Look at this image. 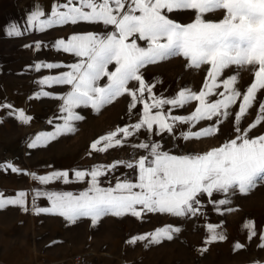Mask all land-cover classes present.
Returning a JSON list of instances; mask_svg holds the SVG:
<instances>
[{"label":"snow or ice","instance_id":"snow-or-ice-1","mask_svg":"<svg viewBox=\"0 0 264 264\" xmlns=\"http://www.w3.org/2000/svg\"><path fill=\"white\" fill-rule=\"evenodd\" d=\"M178 11L194 12L193 20L181 24L169 18L168 14ZM215 13H222V18H205ZM44 15L39 9L33 12L28 17V26L44 31L55 26L86 22L102 23L112 30L104 34H74L55 42L58 50L78 58V62L67 66L69 71L45 77L39 82L49 86H70L66 95L56 97L63 101L60 108L64 113L61 117L63 123L56 125L52 132L37 135L29 147L47 144L59 136L75 132L74 122L83 119L76 109L91 107L99 112L123 95L131 97L129 112L137 104H142L139 122L118 127L98 138L90 146L92 151L104 153L120 147L142 128L154 135H162L174 133L177 124L195 125L207 120L219 125L221 117L229 116L231 106L238 99L240 103L234 121L239 124L257 94L264 90V0H64L53 5L47 19H41ZM21 34L16 26L9 29V35ZM138 41L145 42L146 47L140 46ZM39 46L37 44V48ZM176 56L183 57L190 68L209 66L203 88L198 93L182 89L171 99L157 97L153 93L154 85L145 82L141 69ZM110 65L115 66L114 70H109ZM61 66L37 64L36 68ZM232 66L252 69L254 79L243 93L235 87L237 75L221 79L223 72ZM104 78L107 82L101 84ZM130 82H136L138 87L130 88ZM220 88L223 91H217ZM41 94L49 95L47 92ZM214 95L220 98L209 101L208 97ZM191 101L198 103L190 115L170 114L171 108L184 107ZM165 105L170 106L167 112L164 111ZM259 112L247 129L236 127L234 138L203 154H170L163 151L158 142L135 145L148 153L135 163L124 165L137 171L135 181L117 179L114 186H101V178L114 171L123 163L121 161L90 170H76V181L86 182L87 189L79 194L37 192L36 196L48 198L51 207L36 211L62 216L70 223L90 218L93 224L106 215L130 214L140 218L145 213H158L187 217L200 212L201 196L211 198L214 193L228 194L234 190L247 194L264 182V134L249 137L251 129L264 121V102L259 104ZM17 118L23 123L30 120L23 111L18 112ZM218 131V126L210 125L199 131L183 132L181 136L184 140L210 138ZM7 167L13 172L19 171L10 164ZM33 179L41 184L53 180L71 182L68 171L39 177L33 175ZM25 197L23 191L14 198H5L0 193V208L7 205L23 207ZM210 202L217 203L211 199ZM227 203V199L218 201L219 205ZM244 227L248 229L249 240L257 235L252 222H247ZM207 229L208 243L225 239L216 226L208 224ZM178 231L170 226L159 228L147 235L133 237L128 243L142 240L159 243L163 239L171 240L172 234ZM259 239V246L264 248V233ZM234 247L240 249L243 245L237 243Z\"/></svg>","mask_w":264,"mask_h":264},{"label":"rangeland","instance_id":"rangeland-1","mask_svg":"<svg viewBox=\"0 0 264 264\" xmlns=\"http://www.w3.org/2000/svg\"><path fill=\"white\" fill-rule=\"evenodd\" d=\"M63 2L64 0H0V163L5 166L4 185L3 187L0 185V189H3L5 198H14L21 191L26 193L23 207L7 205L0 208L2 229L0 232V247H2L0 248V259L2 257V260L0 261L2 264H66L64 252H61L59 245L68 243L69 249L74 247L68 257L77 253L85 254L94 261L104 264H123L132 262V260L139 262L141 260L143 264H157L161 260L159 257L163 252L161 249H148L146 241L143 240L130 244L129 240L140 235L124 232V230H130V226L141 225V221L146 219L140 220L130 214L119 217L106 215L98 221L99 226L93 225L90 218H81L75 223H70L59 215L37 213L36 209L50 208L51 203L46 196H36V193L72 192L79 194L86 190L88 185L76 181L74 176L76 170H90L95 164L106 166L109 160L110 163L117 161L125 164L135 163L139 158L148 154L146 150L134 147L141 142L149 144L158 142L163 151L174 155L203 154L212 148L220 147L237 135L236 127L241 130L247 129L255 122L260 114L259 104L264 102V90L257 94L252 107L241 118L239 124L234 121V115L238 111L240 99L231 106L227 118L221 117L222 122L219 125H214V121L207 120L195 125L177 124L174 133L162 135H154L153 132L142 128L120 147L111 148L104 153L92 151L90 146L98 139L92 135L108 134L114 130L116 124H120V119H123L125 114L131 116L132 125L139 122L143 109L142 104H137L136 108L129 112L131 97L123 95L99 112L91 107L82 106L76 109L83 119L74 122L75 132L59 136L47 144L34 148L29 147L37 135L52 132L56 125L63 123L61 117L64 113L60 111L63 101L56 97L66 95L70 91V86L62 84L49 86L39 82L45 77L58 76L69 71L67 66L78 62L74 54L58 50L55 42L58 39L66 40L71 35L79 34L81 24L79 22L38 31L28 26V17L39 9L45 13L41 19H47L51 15L53 5ZM168 15L176 22L187 24L193 20L195 14L192 11H178ZM205 18L218 20L222 18V13L208 14ZM91 24L93 25L82 27L88 32L80 31V34L91 31L104 34L112 30L110 27L105 28L102 23ZM12 26H16L22 34L9 35V29ZM138 43L146 47L145 42L138 41ZM37 44L40 45L39 48ZM37 64L62 66L51 69L41 67L37 70ZM114 67L110 65L109 70H114ZM208 67L204 65L200 69L190 68L183 57L176 56L147 65L141 69V73L147 84L154 85L153 93L157 97L171 99L182 89L198 93L203 88ZM234 74L238 77L235 87L243 93L254 79L252 69L232 66L223 72L221 79ZM106 82L104 78L101 84ZM129 87L136 88L138 84L130 82ZM217 91H223V88ZM44 92L49 95H42L41 93ZM145 97L147 98V93ZM219 98L215 95L208 97L209 101ZM197 103L191 101L184 107L171 108L170 114L188 116L195 110ZM8 105L11 107H7ZM169 108L170 106L165 105L164 111L167 112ZM20 111L30 117L27 123L17 118ZM210 125L219 128L218 133L210 138L182 139L183 132L199 131ZM262 134H264V121L251 129L249 137L255 138ZM97 158L98 161H96ZM9 164L19 171L13 172L7 167ZM60 171L69 172L70 183L53 180L48 184H41L33 179V175L47 176ZM137 175V171L131 169V178L136 180ZM101 181L102 187L110 186L106 178ZM199 199L200 212L206 215L210 212L211 224L229 226L242 215L264 214V182H260L247 194L234 190L228 194L214 193L211 198L204 195ZM210 199L217 203H211ZM222 199H227L229 203L219 205L218 201ZM154 244L157 246L156 243ZM228 248L227 241L221 244L214 241L210 251L212 255L223 254ZM261 249L264 250V248ZM244 253L246 255V252ZM45 254L57 259L62 258L48 263V260L43 259ZM236 254L235 251L234 255ZM35 257H37L36 260ZM243 260L247 263L259 261L254 258ZM211 262L212 264H224V261L215 258H212Z\"/></svg>","mask_w":264,"mask_h":264},{"label":"crops","instance_id":"crops-1","mask_svg":"<svg viewBox=\"0 0 264 264\" xmlns=\"http://www.w3.org/2000/svg\"><path fill=\"white\" fill-rule=\"evenodd\" d=\"M81 28H79V34L80 31H85L86 29L82 27H87L89 25H93L91 23H81ZM84 29V30H83ZM90 33H94L91 31ZM87 34V33H85ZM131 101H129V104ZM124 114V113H123ZM120 124H116L114 126V130L118 127H126L131 124V116L125 114L123 116V119H120ZM110 128V127H109ZM111 129V128H110ZM111 130V131H114ZM107 133H97L93 134L92 137H102L106 135ZM98 161V158L97 160ZM95 162V160L93 161ZM116 162H111L109 160V163L106 165H112ZM3 167H0V185L3 187L4 183V173H5V166L4 164L0 163ZM125 163L119 164L114 171H111L107 174L106 177H102L101 179H107L108 185L114 186L117 179L124 180H135L134 178H131V169L124 166ZM100 166L99 164L92 165L91 169L93 167ZM104 166V165H103ZM137 177V176H136ZM79 183H86L84 181H79ZM87 184V183H86ZM0 193H3V189H0ZM260 218V219H258ZM141 219H146L145 221H141V225L139 226H130V230H124L125 233H133L138 235H147L151 232H154L156 229L164 228V227H173L178 228V232H174L172 234V239H163L159 243H156L157 246L154 243H147L148 249H161L163 252L159 257L161 260L157 262V264H212V258H215L217 260L221 259L224 261V264H264V250L260 248V239L259 236L261 233H264V214L263 215H242L236 220L234 224H231L229 226H224L221 224H212L216 226V229L219 233L223 234L225 236V239L220 241H215L216 243H229V248L226 249L223 254H215L212 255L210 249H211V243H208L207 240L209 238V232L207 229V225L211 224V215L210 212L204 213L199 212L195 216H187V217H176L169 214H158V213H145L143 214ZM258 219V220H257ZM247 222H252L255 226V231L257 235L254 236L251 240L248 239V229L244 227V225ZM93 225L99 226L100 224L97 222ZM0 232H2L1 226H0ZM231 241V242H230ZM239 243L243 245L242 248L236 249L234 246ZM256 243V244H255ZM59 249H61V252L64 253V261L67 263L69 259V254L72 252L74 247L68 248V243L64 245L63 243H60ZM155 246V247H154ZM2 248V247H0ZM143 249V247H141ZM208 250V251H206ZM199 251V252H198ZM235 251L237 252L236 255ZM246 252V255L245 253ZM71 256V255H70ZM238 256V257H237ZM247 256V258L245 257ZM37 257H35L36 260ZM60 258H54L53 256H48L45 254L43 256V259L48 260V263H53L55 260H60ZM258 259L259 261L257 263H247L243 259ZM2 260V257L1 259ZM198 260V261H197ZM0 264L2 262L0 261ZM123 264H143V262L139 261H133L132 262H124Z\"/></svg>","mask_w":264,"mask_h":264},{"label":"built area","instance_id":"built-area-1","mask_svg":"<svg viewBox=\"0 0 264 264\" xmlns=\"http://www.w3.org/2000/svg\"><path fill=\"white\" fill-rule=\"evenodd\" d=\"M66 264H104L100 261H94L89 256L85 254H72Z\"/></svg>","mask_w":264,"mask_h":264}]
</instances>
